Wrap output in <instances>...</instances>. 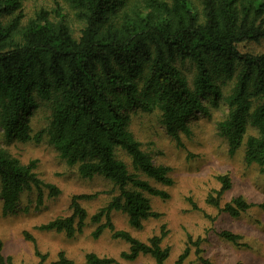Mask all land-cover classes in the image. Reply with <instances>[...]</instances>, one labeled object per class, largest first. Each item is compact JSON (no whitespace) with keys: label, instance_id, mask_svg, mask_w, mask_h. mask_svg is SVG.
I'll list each match as a JSON object with an SVG mask.
<instances>
[{"label":"trees","instance_id":"obj_1","mask_svg":"<svg viewBox=\"0 0 264 264\" xmlns=\"http://www.w3.org/2000/svg\"><path fill=\"white\" fill-rule=\"evenodd\" d=\"M23 1L0 0L2 134L7 142L38 143L45 136L80 178L102 177L116 190L90 217L79 202L97 194L73 195L68 216L35 229L70 239L81 234L89 220L96 225L93 238L106 229L113 240L128 245L120 259L134 261L143 255L154 264H168L170 248L162 246L164 226L159 235L143 242L116 230L111 221V213L119 212L130 227L142 229L145 221L160 217L148 196L168 198L150 181L172 184L170 168L155 165L134 137L132 117L157 111L166 133L181 147L180 133L190 135L191 120L224 106L217 130L227 141L228 154L243 146L246 165L255 164L264 173V51L240 50L245 43L264 42V0H63L65 13L56 3L30 18ZM185 63L195 70L191 86L178 66ZM35 112L43 113L45 125L34 134L30 117ZM36 168V160L24 165L0 148L3 216L15 213L24 192L35 189L38 204L43 189L49 198L59 195L56 186L38 178ZM216 179L220 187L207 195L208 205L234 218L253 207L264 212V202L249 203L242 197L221 206L231 182L227 175ZM218 235L241 246L237 234ZM23 237L43 264L46 255L39 252L33 236L23 232ZM187 256L184 249L173 264H183ZM84 259L86 264H118L94 253H86ZM0 264H13L2 254L1 242ZM49 264L73 262L60 251Z\"/></svg>","mask_w":264,"mask_h":264},{"label":"rangeland","instance_id":"obj_2","mask_svg":"<svg viewBox=\"0 0 264 264\" xmlns=\"http://www.w3.org/2000/svg\"><path fill=\"white\" fill-rule=\"evenodd\" d=\"M56 3L65 13L67 7L63 0H24L23 9L26 17L30 18L42 8L50 11ZM71 24L74 30L79 28L74 20ZM240 50L263 52L264 42L245 43L240 46ZM178 66L191 86L194 68L189 63ZM225 112L226 108L220 106L212 109L209 116L197 115L196 119L189 122L190 135L180 133L181 147L166 133L157 111L138 113L132 117L130 129L134 137L155 165L170 168L172 184L163 186L150 181L153 187L166 191L168 198L161 200L148 196L153 210L160 217L145 221L142 229L130 227L126 215L119 212L111 213V221L116 230L127 231L143 242L151 236L159 235L164 226L166 236L162 246L170 248L168 264H173L184 249H188V256L183 264H202V259L210 264H264V212L253 207L234 218L205 202L209 193L219 189L216 179L219 175H227L231 182V188L221 197V206L236 197L254 204L264 202V173L255 164L246 165L243 146L234 155H229L227 141L218 134L217 124ZM30 124L34 134L42 130L45 125L43 113L35 112L30 117ZM0 148L24 165L36 160L35 173L38 178L59 190L58 196L49 198L47 190L43 189L40 204L37 203L38 193L35 189L24 192L15 213L6 216L1 214L0 200L2 254L10 257L13 264L39 262L33 244L24 239L23 232L31 234L39 252L46 255L43 264L55 261L60 251L73 264H86V253L114 258L118 264H154L151 257L143 255L134 261L120 259L119 254L126 251L128 245L113 240L106 229L98 238H93L92 232L96 225L89 220L85 222L83 232L70 239L53 231L36 230L37 226L52 219L68 216L71 196L97 194L93 199L79 202L90 217L116 194V190L111 182L102 177L80 178L76 168L68 167L47 144L45 136L38 143L7 142L0 129ZM122 159L129 165L126 157ZM221 231L239 235L241 246L220 238L218 234Z\"/></svg>","mask_w":264,"mask_h":264}]
</instances>
